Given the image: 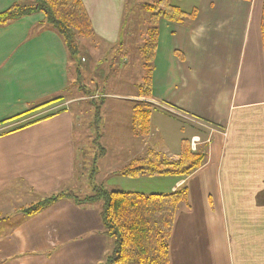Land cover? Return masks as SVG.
Listing matches in <instances>:
<instances>
[{
	"label": "crops",
	"instance_id": "crops-1",
	"mask_svg": "<svg viewBox=\"0 0 264 264\" xmlns=\"http://www.w3.org/2000/svg\"><path fill=\"white\" fill-rule=\"evenodd\" d=\"M30 1L0 0V14ZM127 1L82 0L96 39L118 43ZM263 6L264 0L179 6L196 11V19L160 22L152 97L129 98L151 104L167 122L155 131L151 123L144 138H173L167 158L178 161L182 141L193 138L206 156L189 177L163 179L151 192L187 189L169 264H264ZM69 67L65 45L43 14L0 27V264H101L108 254L98 204L63 200L31 217L22 213L69 189L76 177L72 115L40 120L64 101L36 109L64 97ZM187 122L204 128L206 138Z\"/></svg>",
	"mask_w": 264,
	"mask_h": 264
},
{
	"label": "trees",
	"instance_id": "trees-1",
	"mask_svg": "<svg viewBox=\"0 0 264 264\" xmlns=\"http://www.w3.org/2000/svg\"><path fill=\"white\" fill-rule=\"evenodd\" d=\"M144 8L149 14V27L147 39L139 49L145 74L139 85L137 97L150 99L160 22L164 20L172 24L183 25L187 21L195 20L197 12L187 13L178 4H174L173 0H158L145 4ZM36 14H43L45 25L62 39L70 61L80 62L79 39L90 40L96 37L82 0H32L17 4L7 12L0 14V27ZM261 31L264 46V6ZM63 99L64 97L57 98L36 109L61 102ZM103 104L104 101H101L100 105H94L97 123L101 117ZM154 110L155 108L147 102L136 103L132 116V131L136 137L146 138L150 135ZM66 111L67 109H62L40 120ZM102 155L104 156L105 153L102 152ZM205 161L204 152H193L190 141L183 140L178 161H171L165 155L149 150L143 157L132 160L121 171V174L129 179L187 178L200 169ZM63 200L73 201L80 207L101 204L100 217L103 235L113 242V249L101 264H169L174 219L180 205L187 201V189L182 188L170 194L146 195L109 191L102 187L97 188L92 196L85 198H80L73 192H60L30 205L23 209L22 213L31 217ZM2 220L3 217L0 214V221Z\"/></svg>",
	"mask_w": 264,
	"mask_h": 264
},
{
	"label": "rangeland",
	"instance_id": "rangeland-1",
	"mask_svg": "<svg viewBox=\"0 0 264 264\" xmlns=\"http://www.w3.org/2000/svg\"><path fill=\"white\" fill-rule=\"evenodd\" d=\"M155 1L158 0L127 1L117 44L96 38L79 39L80 62L70 61V82L62 100L64 102L58 107V110L67 109L73 117L78 149L76 177L72 186L64 192H73L85 198L103 187L109 191L150 195L151 192L157 193L158 189L154 188L164 186L163 179H168H129L121 174L132 160L143 157L149 150L166 156L167 150L174 148L173 138L154 132L144 140L136 137L132 131L133 109L141 101L132 102L129 98L138 96V88L145 74L139 52L147 39L149 27V14L144 6ZM180 2L173 0L174 4L188 10H192L190 7L196 4V0ZM101 101L104 104L97 123L94 105H100ZM159 114L154 111L151 118L154 131L158 125L167 123L158 118ZM187 123L194 132H204L203 138H206L208 133L204 128ZM197 140H190L192 150L198 151L197 145L200 143ZM12 208L9 207L7 213ZM110 243L107 253L113 249V242Z\"/></svg>",
	"mask_w": 264,
	"mask_h": 264
}]
</instances>
